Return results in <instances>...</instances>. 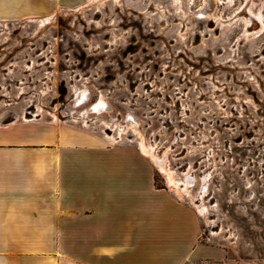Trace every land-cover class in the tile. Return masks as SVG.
I'll list each match as a JSON object with an SVG mask.
<instances>
[{
  "label": "rangeland",
  "instance_id": "374dc122",
  "mask_svg": "<svg viewBox=\"0 0 264 264\" xmlns=\"http://www.w3.org/2000/svg\"><path fill=\"white\" fill-rule=\"evenodd\" d=\"M204 1L107 0L78 13L88 0L0 2V127L152 147L176 181L190 179V196L178 194L148 157L217 263L264 264V28L245 36L244 19L230 21L244 0ZM252 2L253 14L264 0Z\"/></svg>",
  "mask_w": 264,
  "mask_h": 264
},
{
  "label": "crops",
  "instance_id": "0c3cea01",
  "mask_svg": "<svg viewBox=\"0 0 264 264\" xmlns=\"http://www.w3.org/2000/svg\"><path fill=\"white\" fill-rule=\"evenodd\" d=\"M27 1L87 0H0ZM220 260L199 241L189 206L156 187L139 150L70 126L0 127V264Z\"/></svg>",
  "mask_w": 264,
  "mask_h": 264
},
{
  "label": "bare ground",
  "instance_id": "6f19581e",
  "mask_svg": "<svg viewBox=\"0 0 264 264\" xmlns=\"http://www.w3.org/2000/svg\"><path fill=\"white\" fill-rule=\"evenodd\" d=\"M107 0H88L86 5H83L81 7H79L77 10H74V12H80V10L84 7V6H90V5H94L97 8H100L101 6L104 5V2ZM115 3L118 2V0H113ZM228 1V0H227ZM222 4V3H220ZM208 5V0L204 1V9L207 8ZM254 5V3L252 2V0H244V5L243 8L240 9L239 11H236L233 16L230 18V21H234L237 20L238 18H243L244 19V25H245V30H244V35L245 36H253V35H257L259 34L263 28H264V2L261 3V5L259 6V9L257 11V13H249L248 10H250V7H252ZM209 13H207L208 18H213L212 16V9H209ZM65 14L69 13L68 11H63ZM208 12V11H207ZM243 14V15H242ZM55 17V14L52 15L51 18H47L45 20L41 21V25H45L47 23L53 22ZM214 22H218V18L214 20ZM106 105L105 103L101 100L96 106L93 107V110H95L96 112H100L101 110L105 109ZM54 119L57 120V118H55V116H53ZM109 138H111L113 141H115L114 138H112L111 136H108ZM139 150L141 152V154L145 157H149L152 162H154L156 164L157 167H159V169L164 172L165 177H166V183L169 187H171L172 189H175L178 194L182 195V194H186V196H190L189 193V186L191 184V181L189 178H186L185 181L179 182L176 181L173 178V175L170 171H166L164 169L163 166V162L154 157L153 153H152V147H146L143 143L139 144Z\"/></svg>",
  "mask_w": 264,
  "mask_h": 264
},
{
  "label": "built area",
  "instance_id": "2783aa9c",
  "mask_svg": "<svg viewBox=\"0 0 264 264\" xmlns=\"http://www.w3.org/2000/svg\"><path fill=\"white\" fill-rule=\"evenodd\" d=\"M213 264H220V263H213Z\"/></svg>",
  "mask_w": 264,
  "mask_h": 264
}]
</instances>
